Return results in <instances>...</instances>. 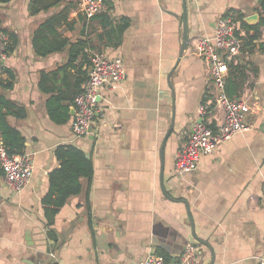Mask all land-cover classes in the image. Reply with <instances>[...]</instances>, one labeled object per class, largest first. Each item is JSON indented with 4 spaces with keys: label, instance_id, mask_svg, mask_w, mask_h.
I'll return each instance as SVG.
<instances>
[{
    "label": "crops",
    "instance_id": "1",
    "mask_svg": "<svg viewBox=\"0 0 264 264\" xmlns=\"http://www.w3.org/2000/svg\"><path fill=\"white\" fill-rule=\"evenodd\" d=\"M183 1L109 0L114 24L127 21L116 45L99 19L79 13L78 0L0 2V31L13 44L4 62L11 86L0 82V93L25 111L6 121L24 138L33 165L18 193L0 167V264H138L149 252L173 261L190 240L198 244L196 264H258L264 257V25L252 54L245 51L240 96L255 103L252 127L201 156L195 170L177 176L173 169L208 94L210 73L194 53L196 42L211 37L228 13H264L259 0H185L188 45L179 56ZM53 16L66 46L40 56L32 37ZM76 42L83 44L69 62ZM97 50L119 56L125 76L115 88H100L91 133L75 136L69 96ZM52 113L68 119L58 122ZM60 144L83 150L93 173L51 218L54 241L42 198Z\"/></svg>",
    "mask_w": 264,
    "mask_h": 264
},
{
    "label": "built area",
    "instance_id": "2",
    "mask_svg": "<svg viewBox=\"0 0 264 264\" xmlns=\"http://www.w3.org/2000/svg\"><path fill=\"white\" fill-rule=\"evenodd\" d=\"M108 2L109 0H78V11L90 18L107 11ZM244 34L237 16L228 13L217 20L211 37L199 38L195 44L194 53L202 57L207 65L210 82L207 98L198 105L199 119L192 122L190 132L184 135L185 141L175 153L173 169L177 176L195 170L201 156L210 154L217 144L253 125L250 114L256 106L255 103H249L250 97L229 98L225 92L228 63L238 62ZM9 44V35L0 31V81L5 75L4 62L9 53ZM124 76V65L119 56H109L104 51L91 53L88 76L81 91L73 99L72 131L75 136L89 133L88 128L98 111L100 88L105 85L115 88ZM0 167L6 185L16 193L28 184L33 173L30 154H9L2 142ZM262 191L264 194V179ZM197 251V241L190 240L173 261L166 262L161 255L149 252L138 264H196ZM257 262L264 264V257H258Z\"/></svg>",
    "mask_w": 264,
    "mask_h": 264
},
{
    "label": "trees",
    "instance_id": "3",
    "mask_svg": "<svg viewBox=\"0 0 264 264\" xmlns=\"http://www.w3.org/2000/svg\"><path fill=\"white\" fill-rule=\"evenodd\" d=\"M8 1L9 0H0V2ZM259 6L260 8L258 7V9H261L260 12L264 13V0H259ZM236 16L240 20L241 28L244 30L245 34L242 36L243 42L241 55L238 57V62L228 63V71L225 78V92L229 98L240 97L242 89L247 83V68L249 61L246 59V54H252L255 47V40L259 39L261 36L260 27L264 25V16L261 17L259 23L254 26L249 25L243 20L244 14L238 13ZM55 17L56 16L46 19L40 24L33 34L32 45L35 49V52L40 56H45L52 52L60 51L66 46V39L58 38L57 30L54 27ZM95 18L101 21L104 34L109 35L110 43L116 45V43L119 42L118 40L120 39L121 34L127 25V21L121 19L120 22L114 24L113 19L106 11L92 16L89 19ZM50 37L55 39H50ZM81 44H83V42H76L75 44L70 45L69 62L73 61V59L76 57L78 53L77 47ZM12 46L13 44L11 45L10 41L8 51L12 49ZM245 51H247L246 54ZM87 61L88 63L90 62V56L89 60ZM4 72L7 73L5 68ZM56 72L57 70L51 72V74L54 75ZM80 73L81 76L78 83L76 84V89L73 90L69 96L71 99L70 101H73L74 97L81 91L82 86L88 76L87 70H81ZM10 77H12V74L9 72L8 77L0 81L4 87L11 86ZM59 99H61V96ZM53 101H55V99H53ZM14 107L15 105L11 101H8V99H6L5 96L0 93V137L9 154H20L24 152V138L19 133V131L8 125L6 117L10 113L17 117H23L25 111L23 108L15 109ZM51 116L58 122H64L68 119V115L63 116V118H58L54 113H52ZM54 151L58 161V166L48 175L49 188L47 193L42 198V205L44 207L45 216L48 220L46 232L49 238L56 241L58 238L53 228H51V218L58 211V209L64 205L70 196L80 193L82 190V178L86 179L88 182L91 181L93 166L91 159L85 155L83 150L74 144H60L55 148ZM163 258L166 262H168L166 257L163 256Z\"/></svg>",
    "mask_w": 264,
    "mask_h": 264
},
{
    "label": "water",
    "instance_id": "4",
    "mask_svg": "<svg viewBox=\"0 0 264 264\" xmlns=\"http://www.w3.org/2000/svg\"><path fill=\"white\" fill-rule=\"evenodd\" d=\"M184 3V9H183V15H182V43L179 50V56L182 54L183 50L188 45V35H187V27H186V9H185V0ZM243 20L248 23L251 26L257 25L260 21V17L257 13L247 15L243 18ZM89 133L92 131V126H89L88 128ZM161 162H162V147H161Z\"/></svg>",
    "mask_w": 264,
    "mask_h": 264
}]
</instances>
